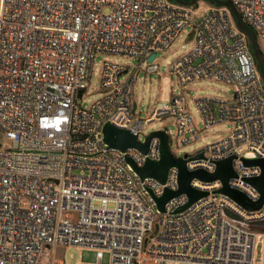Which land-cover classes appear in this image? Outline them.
Listing matches in <instances>:
<instances>
[{
  "label": "built area",
  "instance_id": "2783aa9c",
  "mask_svg": "<svg viewBox=\"0 0 264 264\" xmlns=\"http://www.w3.org/2000/svg\"><path fill=\"white\" fill-rule=\"evenodd\" d=\"M222 1L264 43V0ZM182 7L169 0H0V133L11 142L0 144V264H42L57 247L92 250L96 264L105 255L108 264H264V204L246 211L216 193L219 181L193 180L191 187L207 196L177 212L188 202L181 194L160 212L153 197L178 189L177 169L160 184L141 180L126 163L157 162L159 140L150 141L145 155L103 142L105 124L144 143L147 127L173 119L177 148L229 124L225 137L180 157L168 129L159 130L166 129L175 158L203 155L187 163L190 171L213 173L216 161L235 157L236 177L228 186L251 202L259 200L245 179L259 177L261 170L241 161L264 159V84L248 39L226 9L193 23ZM190 26L192 48L167 63V76L182 88L211 80L233 92L229 99L196 100L201 130L183 94L171 93L168 103L154 104L144 117L133 99L134 76L158 73L157 54ZM97 55L125 56L138 65L123 78L128 67L104 61L101 98L83 108L78 101L86 95Z\"/></svg>",
  "mask_w": 264,
  "mask_h": 264
},
{
  "label": "rangeland",
  "instance_id": "374dc122",
  "mask_svg": "<svg viewBox=\"0 0 264 264\" xmlns=\"http://www.w3.org/2000/svg\"><path fill=\"white\" fill-rule=\"evenodd\" d=\"M182 1L189 2L191 0ZM215 1L222 0H196L194 4L182 8L186 9L191 14L193 23H198L205 17L206 14L214 9H226L216 5ZM231 19L234 24L232 17ZM192 28V26L188 27L186 31L175 40L168 51L157 54L154 63L159 66L158 73L149 76L145 75L143 72H139L134 76L135 84L133 86V99L137 107L136 113H139L140 117H144L146 111L154 104L168 103L171 93L175 95L183 94L186 98L188 110L194 124L201 130L204 125L200 111L196 105V100L229 99L233 95L231 87L224 83L214 82L211 80H199L182 88L177 84L175 78L167 76V63L172 62L178 57L186 54L192 48V42L189 40ZM257 43L264 56V43L260 40H258ZM104 61L128 67V74L123 78H128L132 74L133 69L138 65L136 60L129 59L125 56L97 55L93 61L91 79L86 95L81 99V101H78V104H80L83 108L90 107L94 102L101 98V94L99 93V79L100 70ZM163 127L168 129L173 145L172 150L176 152L179 157L184 154L196 152L204 148L206 145L225 137L231 128L229 124H219L213 126L208 131L201 133L200 138L197 141L180 148L175 146V136L177 130L173 119L151 124L147 127L144 136H147L148 134ZM10 143L11 142L0 133V144L6 146L10 145ZM94 205L95 207H100L99 202H96ZM107 208L111 209L113 208V205L109 203ZM52 257L54 259V263H57L60 260L64 262V264H96L95 252L80 247H57L49 257H45L43 259L42 264H50ZM108 262V256L105 255L101 264H108Z\"/></svg>",
  "mask_w": 264,
  "mask_h": 264
},
{
  "label": "water",
  "instance_id": "95a60500",
  "mask_svg": "<svg viewBox=\"0 0 264 264\" xmlns=\"http://www.w3.org/2000/svg\"><path fill=\"white\" fill-rule=\"evenodd\" d=\"M173 2L180 6H190L196 2V0H191L189 2H184L182 0H173ZM216 5L223 6L226 8L231 17L234 20V25L239 32L244 34L249 42V47L252 52L253 58L257 65L258 73L261 77L262 83L264 84V56L259 49L257 39L255 34L248 29L244 24L243 20L236 12L235 8L228 2L215 1ZM192 34L189 36L191 41ZM155 59V54H152L148 58V62H152ZM86 90L83 89L78 92V97ZM103 142L112 149H116L120 152H125L128 149H134L145 155L148 151L149 143L152 139L156 138L160 142V159L157 162L146 160L141 167H137L133 161L126 158V163L131 167V169L138 175L141 180L146 178L153 179L160 184H164L167 178V174L171 168H176L178 171V189L176 191H171L164 189L160 197H153L157 209L160 212L164 211L165 204L181 194H184L188 198V202L185 206L180 208L177 212H180L188 208L191 204L195 203L199 199L207 196V192H202L191 187V182L197 180L203 183H212L219 181L222 187L216 191L218 194H222L233 200L241 208L246 211H257L264 204V159H241L242 163L246 167L257 166L261 170V174L256 178L245 179V182L252 186L260 195L257 202H251L242 192L235 189H231L228 186L230 179L236 177L233 172L232 163L235 157H229L227 159L215 162V171L213 173H207L202 169L188 170L187 163L189 161L202 160L204 159L202 154H198L194 157L175 158L169 149L168 135L166 134V129L157 130L150 133L144 143L137 141V137L131 134L127 130L116 128L110 124H105L102 128ZM225 215L230 219L239 221V219L232 213L225 211ZM251 225H257V223H251Z\"/></svg>",
  "mask_w": 264,
  "mask_h": 264
},
{
  "label": "crops",
  "instance_id": "0c3cea01",
  "mask_svg": "<svg viewBox=\"0 0 264 264\" xmlns=\"http://www.w3.org/2000/svg\"><path fill=\"white\" fill-rule=\"evenodd\" d=\"M54 250H55V249H54ZM54 250H53V251H54ZM53 251H52V253H53ZM52 253H51V254H52ZM52 259H53V257H52ZM53 260H54V259H53ZM60 262H62V261L59 260V261H58L57 263H55V264H58V263H60Z\"/></svg>",
  "mask_w": 264,
  "mask_h": 264
},
{
  "label": "trees",
  "instance_id": "16d2710c",
  "mask_svg": "<svg viewBox=\"0 0 264 264\" xmlns=\"http://www.w3.org/2000/svg\"><path fill=\"white\" fill-rule=\"evenodd\" d=\"M169 1H171L172 3H174L173 0H169ZM220 2L224 3L225 1H220ZM220 7H221V6H220ZM222 7H223V6H222Z\"/></svg>",
  "mask_w": 264,
  "mask_h": 264
}]
</instances>
